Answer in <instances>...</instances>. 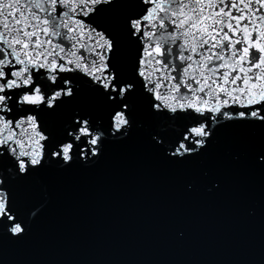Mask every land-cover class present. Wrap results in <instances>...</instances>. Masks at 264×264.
<instances>
[{"label": "snow or ice", "instance_id": "1", "mask_svg": "<svg viewBox=\"0 0 264 264\" xmlns=\"http://www.w3.org/2000/svg\"><path fill=\"white\" fill-rule=\"evenodd\" d=\"M0 264H264V0H0Z\"/></svg>", "mask_w": 264, "mask_h": 264}, {"label": "water", "instance_id": "2", "mask_svg": "<svg viewBox=\"0 0 264 264\" xmlns=\"http://www.w3.org/2000/svg\"><path fill=\"white\" fill-rule=\"evenodd\" d=\"M44 258H49V259H77V258H89V257H83L78 254H73L70 252H63L59 250H45L43 253ZM133 258H144V259H162V258H170V259H182V258H221L218 256H209L206 253L203 254H196L195 256L192 257H187L184 254H170V255H162L158 253H152V252H144L139 254L137 257Z\"/></svg>", "mask_w": 264, "mask_h": 264}]
</instances>
